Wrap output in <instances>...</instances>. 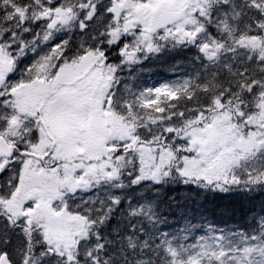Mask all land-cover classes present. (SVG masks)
<instances>
[{"label":"snow or ice","instance_id":"1","mask_svg":"<svg viewBox=\"0 0 264 264\" xmlns=\"http://www.w3.org/2000/svg\"><path fill=\"white\" fill-rule=\"evenodd\" d=\"M0 264H264V0H0Z\"/></svg>","mask_w":264,"mask_h":264},{"label":"trees","instance_id":"2","mask_svg":"<svg viewBox=\"0 0 264 264\" xmlns=\"http://www.w3.org/2000/svg\"><path fill=\"white\" fill-rule=\"evenodd\" d=\"M165 75H166L165 73H163L162 71H160V72L154 74L153 77H152V79L153 80H156V79H159V78H163Z\"/></svg>","mask_w":264,"mask_h":264}]
</instances>
